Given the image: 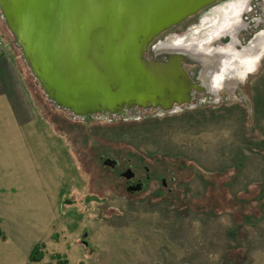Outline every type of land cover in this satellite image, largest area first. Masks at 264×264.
I'll list each match as a JSON object with an SVG mask.
<instances>
[{"label": "rangeland", "instance_id": "374dc122", "mask_svg": "<svg viewBox=\"0 0 264 264\" xmlns=\"http://www.w3.org/2000/svg\"><path fill=\"white\" fill-rule=\"evenodd\" d=\"M229 1L218 0L153 42L172 52L161 61L179 60L191 73L198 64L189 47L212 63L204 53L231 31L226 25L241 31L239 46L225 37L216 47L220 70L204 87L193 79L209 104L155 106L130 111V118H82L57 107L0 10L5 56L17 62L31 102L39 104L28 121L24 91L14 98L19 124L0 99V264H58L56 254L67 264H264V0ZM207 92L226 100L215 103ZM109 157L115 174L104 165ZM127 168L155 176L146 189L129 192L119 178ZM38 243L43 256L30 261Z\"/></svg>", "mask_w": 264, "mask_h": 264}, {"label": "water", "instance_id": "95a60500", "mask_svg": "<svg viewBox=\"0 0 264 264\" xmlns=\"http://www.w3.org/2000/svg\"><path fill=\"white\" fill-rule=\"evenodd\" d=\"M218 0H0L24 61L57 107L85 118L191 102L179 60L146 58L165 30Z\"/></svg>", "mask_w": 264, "mask_h": 264}, {"label": "flooded vegetation", "instance_id": "af4514ba", "mask_svg": "<svg viewBox=\"0 0 264 264\" xmlns=\"http://www.w3.org/2000/svg\"><path fill=\"white\" fill-rule=\"evenodd\" d=\"M234 1L235 0H230L229 2L230 3H234ZM211 5H209V6H211ZM247 8H248L247 9V11H248L251 7L249 6ZM254 19H255V17H254ZM256 22H257L256 25L258 26L259 23H260L259 17L256 18ZM256 25H255V27H256ZM227 28H230L231 31H227V32H224V33L222 32L220 35H218V37L220 38L221 41L218 42V39L219 38L217 40L216 39L214 40V46H215V48H213L212 51L210 50V48L208 49L209 51H207V52H206V50H204L206 52V53H204L205 56H206V54H209L210 53V57L212 58L210 60H213L214 59L212 63L211 62H206L202 58L197 57L196 56V52H198L199 50L193 49V47H189L188 50H187V54L190 57H192L191 58L192 63L193 64H195V63L198 64V65H196L197 66L196 69L194 71H192L191 73H189V74H190L192 80L194 79V81H197L199 83V85H202L203 87L206 84L205 80L207 78L209 79L210 76L213 74L214 71L216 72L215 69H217L216 68L217 66H218V69L220 70V62L218 61L217 57H220L221 58V56L220 55L216 56V54H217L216 51H218L220 53V49L217 50L216 47H218V45H221V43H223V44L225 43L224 41H222V38L228 37V40H227L228 42H231V44H234V45H238V46L240 45V43L235 40V37L236 38L239 37V34H240L241 31L238 32V30H236L237 27L234 28L233 26H230V25H226V28L225 29H227ZM262 28H264V26ZM262 30H264V29H262ZM262 30L261 31H258L257 30L256 32L254 31L252 33V35H250V37H254L256 33H257L256 35L258 36L259 32H262ZM153 42H154V40L150 43V45L148 47V52H147V55H146L147 57H151L153 55L152 58L154 60H156L157 59L156 57H159L160 56L159 57L160 58V61L158 59L157 60L159 62H162L163 60L161 61V59H162V57H164V55L171 56L170 53H172V52H167L166 50L160 49V47H162V44L164 42L158 41L155 44ZM223 55H225V54H223ZM163 62H167V61L164 60ZM207 66H209L208 67L209 69L207 68ZM192 90H194V92H195V90H197V89H192ZM207 93L210 94V96L213 98L212 101H214L215 103H218L221 100L222 101L223 100L224 101L226 100V98L225 99H222L220 93H211V92H207ZM192 94H193V91H192ZM231 95L232 94L230 93V95L228 97L231 98ZM200 96H201L200 94H198V96H197V93L195 92L194 95H192V98H191V102L190 103H188V102H182L181 104H179V103L176 102V103L173 104L175 106V108H173V109H176L177 110V109L184 108L183 106L189 107L191 105L198 104V103H201L202 105L209 104V100L210 99L207 98L208 96H205V97H200ZM234 99H235V101L240 100L239 98H237V99L234 98ZM152 107H154V106L148 105V107H141V106L135 105V106H133V107L130 108L132 110H129L126 113L125 116H127V118H130V117L133 116V115H130V111L134 112V114H137V113H141L142 110H144V109L152 108ZM159 107H160V109H162V111H164V109H163V107L161 105H159ZM114 115H116V114H114ZM103 162H104V165H110V167H111L110 171L111 172L113 171L112 173L115 174L114 168L118 166L116 164V161L113 160V159H111L109 157V158L103 159ZM145 169L149 170L147 166H145ZM153 176H155V174L151 176V174L149 173L148 177H146L144 179L143 177H139L135 171H133L132 169H129V168L123 170L119 174V178L120 179H124L125 182L128 184L126 186V188H127V190L129 192H136V191H140L142 189H146L145 187H148L149 186V182L151 180H153ZM163 183L166 186V183L164 182V180H163Z\"/></svg>", "mask_w": 264, "mask_h": 264}, {"label": "crops", "instance_id": "0c3cea01", "mask_svg": "<svg viewBox=\"0 0 264 264\" xmlns=\"http://www.w3.org/2000/svg\"><path fill=\"white\" fill-rule=\"evenodd\" d=\"M5 55H7L6 52L0 51V99L8 102L15 111V103L17 105L16 101L20 103V100L14 98L21 94L22 91H24L23 99L25 104L28 102V111L30 112V116H28L24 120L33 121L36 115L34 111L36 110L37 106L36 104H33L31 102L26 80L24 79L22 71L18 68L17 62L12 59L13 57L11 58L8 56V58ZM14 115L16 117V122H19V124L22 123V120L20 119L21 116L19 115L18 110L14 112ZM17 115L19 118L17 117Z\"/></svg>", "mask_w": 264, "mask_h": 264}, {"label": "trees", "instance_id": "16d2710c", "mask_svg": "<svg viewBox=\"0 0 264 264\" xmlns=\"http://www.w3.org/2000/svg\"><path fill=\"white\" fill-rule=\"evenodd\" d=\"M21 51V50H20ZM37 106H39V104L37 103L36 104ZM87 117H91V116H87ZM92 118V117H91ZM100 159H101V157H100ZM212 191V190H211ZM210 192V191H209ZM213 192V191H212ZM223 194V193H222ZM210 195H214V192L211 194V192H210ZM209 195V196H210ZM209 197H206V199H208ZM214 199H216V197H215V195H214ZM208 200H210V199H208ZM211 200H212V198H211ZM225 201V200H224ZM244 210V209H243ZM0 238H2L3 240L5 239V233L3 232V230H2V228H1V226H0ZM43 247H44V243H38V244H36L33 248H32V250H31V252H30V255H29V260L30 261H35V260H37V259H40L42 256H43ZM55 257L56 258H58V264H67V262H68V260H67V258L65 257V256H61L60 254H56L55 255Z\"/></svg>", "mask_w": 264, "mask_h": 264}, {"label": "built area", "instance_id": "2783aa9c", "mask_svg": "<svg viewBox=\"0 0 264 264\" xmlns=\"http://www.w3.org/2000/svg\"><path fill=\"white\" fill-rule=\"evenodd\" d=\"M4 49H5V48L2 47V43L0 42V51H1V52H5ZM5 50H6V49H5ZM7 50H8V49H7Z\"/></svg>", "mask_w": 264, "mask_h": 264}]
</instances>
